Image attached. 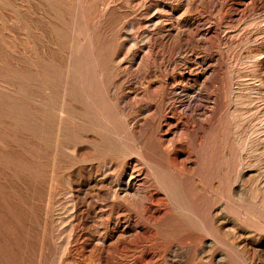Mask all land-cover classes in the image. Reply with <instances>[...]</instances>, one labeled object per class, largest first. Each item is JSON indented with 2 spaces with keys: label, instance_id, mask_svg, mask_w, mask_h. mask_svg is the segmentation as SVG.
Segmentation results:
<instances>
[{
  "label": "rangeland",
  "instance_id": "1",
  "mask_svg": "<svg viewBox=\"0 0 264 264\" xmlns=\"http://www.w3.org/2000/svg\"><path fill=\"white\" fill-rule=\"evenodd\" d=\"M0 264H264V0H0Z\"/></svg>",
  "mask_w": 264,
  "mask_h": 264
}]
</instances>
